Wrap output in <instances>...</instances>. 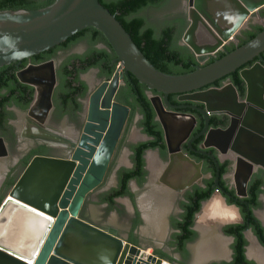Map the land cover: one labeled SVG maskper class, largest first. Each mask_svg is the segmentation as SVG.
<instances>
[{"label": "water", "instance_id": "obj_1", "mask_svg": "<svg viewBox=\"0 0 264 264\" xmlns=\"http://www.w3.org/2000/svg\"><path fill=\"white\" fill-rule=\"evenodd\" d=\"M262 8L264 0H187L188 27L182 42L204 64L210 56L216 55L234 41L253 21V15ZM89 27L104 34L117 56L118 67L112 79L101 84L91 94L85 123L75 141L70 142L45 128L53 110L52 97L58 83L57 61L30 63L17 72L20 82L35 88L34 100L26 113V119L39 131L63 140L69 152L66 157L34 156L9 190L0 205V264H104L102 256L107 259V264H178L158 254H149L146 248L130 244L128 236L120 235L115 228L100 227L81 217L87 196L105 178L129 112L127 107L113 102L121 85L120 71L123 69L129 80L132 75L150 90L163 94V98H150L157 115L153 98L159 99L163 110L169 114L186 116L173 110L187 107L195 109L204 116L205 126L201 134L207 132L208 137L213 131H228L237 119L242 118V124L233 128L235 132L226 150L221 151L219 145L213 142L223 153L231 148L235 154L234 170L240 163L249 169L244 192L240 193L236 186L239 196L247 195V185L253 173L258 168L264 169V154L255 157L237 148L244 135L264 144L263 131L247 126L252 114L264 120V75L257 89L259 102L252 105L249 104V83L245 77L246 72L255 68L264 72V29L211 64L197 66L187 74L168 75L148 61L116 15L104 7L100 0H55L42 9L0 11V68L15 62L21 63ZM255 58L262 63L258 62L241 72L247 86L245 100H239L231 82L221 89L198 91ZM44 65L52 67L53 84L48 92L46 83L40 78L35 76L26 80L21 76L24 72H35ZM227 92L231 93L233 103L239 106L236 114L227 110H214L206 100L200 98V95H222ZM170 94H181L180 100L201 102L205 108L173 105L169 102ZM44 101L47 106L43 108ZM221 113L230 117V125L226 129H209V114ZM161 124L167 139L165 127ZM8 154L7 142L0 136V158ZM211 157L219 167L218 160ZM219 176L218 170L217 188H221ZM215 194L221 196L218 192ZM236 209L235 220L211 219L206 223L225 225L242 222Z\"/></svg>", "mask_w": 264, "mask_h": 264}, {"label": "flooded vegetation", "instance_id": "obj_2", "mask_svg": "<svg viewBox=\"0 0 264 264\" xmlns=\"http://www.w3.org/2000/svg\"><path fill=\"white\" fill-rule=\"evenodd\" d=\"M185 18L187 21V14H185ZM262 21H264V19H262ZM251 25H256L254 22V18L253 21L249 23V25H247L244 30L249 29ZM260 25L264 26V24L262 23H260ZM241 32L239 35H237L236 41L234 40L230 42L226 46V48L221 50L220 52H223L225 55L227 51L230 52L229 47L232 44L235 47L239 46L240 41L238 39V36L241 35ZM179 44L182 46L185 45L183 44L182 40ZM95 47L97 49L106 48L104 44H96ZM92 51H93V47L89 43V41L81 40L78 43L71 46L69 49L65 51H59L58 58H54L51 60L57 61V66H56L57 69V67L60 64H62L64 61H66L69 57L78 56L79 63L81 61L80 59L85 58L86 62L82 64L85 67L91 61L90 54L92 53ZM217 54L210 56L204 62V64L198 61L200 64L199 66L208 65L206 63L209 60H211V57L215 58L214 61L220 59ZM116 58L113 59L111 62V67L113 66L115 68L112 75L110 76L106 75V73L102 74V70L96 67L89 68L87 72L81 75V80H83L87 85V92L85 97L78 98V102L80 103L81 108L77 110L74 114H66L62 117H59V111L53 103V110L50 113L45 125V128L47 130L56 133L65 139H68L70 142H73L77 139L81 127L85 123L86 111L89 106L90 96L101 84H103L106 81H110L112 79L118 67V62H116ZM258 62H260L259 59L255 58L249 61L248 63H246L245 65H243L242 67H240L239 69H237L235 72H238L241 77V72L243 70L252 68ZM262 65H264V63H262ZM235 72H232L229 75L216 80L214 83L206 87H203L198 91L202 92L212 88L221 89L225 87L228 82L232 83L231 75ZM131 77L132 75H130L131 80H129V78L125 74L124 69L120 71L121 85L113 97V102L119 103L127 107L129 109V112L126 117L120 136L118 138V141L116 143L114 153L108 165L105 178L103 182L87 196L85 206L81 213V217L83 218L86 216L93 219V216L95 214V209L99 206H104L103 208L104 211H102V218H101L103 219V221H109V223H111L112 222L111 219H113V221L116 220L117 223L124 225L125 228L122 230L123 233L128 236L129 240L132 239L134 236H137L138 238H140V243L142 245L153 246L154 247L153 252H155V254L162 256L164 259L170 261V257H175V254H178L179 264H190L191 261H193V259L196 258L191 246L198 242L207 241V238L209 236L205 237L204 234H202V228L205 230L206 229L211 230L215 235L217 234L220 237L229 238L233 242V237L225 234L224 228L229 225L238 224L242 226L244 224L245 219L241 211L242 206L247 210L248 214H250V212L252 211L253 215L260 221V223L264 227V220L262 217H260L262 216L261 215L262 213L261 214L259 213L260 210L264 208V199H263L264 193L260 194L259 196L261 207L257 209L254 208L253 210H251V207L247 201L248 185H247L246 196H239L237 194V188L234 182L235 154L233 153L231 148H229V151L225 153L221 152L220 149H218V147H216L213 144L214 142L213 139L207 136V132L205 134H201L205 126L204 116L197 110L191 109L189 107L173 110L176 113L185 114L186 116L192 117L194 122H193V127L188 133L189 136L184 138L179 143L178 145L179 149L176 153H173L174 156L172 157V154L170 152V147L165 136L164 128L150 100L152 96H160L161 98H163V94L158 93L155 90H150L146 85L142 84L141 82L140 84H142L143 86V93L150 100L154 108L155 119L161 125L163 131V137H164V148L163 150L159 148L145 150L143 157L145 159V170L147 172L146 179L142 185H140L137 182V180L134 179L129 182V188L130 191L133 193V197L128 195L116 197L114 199L115 209L112 210H110L107 203L100 202L104 195L110 193L114 188L118 187V183H119L118 176L120 171L123 169H131L133 167L132 156L134 152L132 150V146L152 140L151 137H149L147 134H145L142 131V127L140 126V121L143 119L142 106L144 105L143 104L144 100L141 98V94L138 88L136 87V85L133 83ZM130 84H132L134 88V95L131 96L126 93V91H128L129 87L131 86ZM236 90L239 100L240 101L245 100L247 93L246 83H245L244 93H242V91H240L237 88ZM181 96H182L181 94H170L169 102L173 105L186 104V105H196L198 108H203V109L205 108L204 104L201 102H190V101L180 100ZM129 103H131V106L129 105ZM30 107L27 110L21 109L15 105H11L7 108V110L14 115V117L8 121V124L14 130L12 132H9V135L7 137H3L0 135L7 142L8 151H9L8 156L0 158V165L2 163H6L4 173H1L2 167L0 166V198L7 196L9 190L11 189L8 182L19 175L23 158L27 157L33 150H38L41 152L40 154L37 155L50 156V154H54L57 155L56 157H66L69 152V148L68 146H65V144H63V140L58 138L57 140H49L46 137L43 139V137L34 134L35 132L33 131V129L36 127L26 119V113L27 111L30 110ZM19 113L24 115V117H22V121H23L21 124L22 129H19L18 125H16L15 123L20 119ZM252 116L249 118L250 121H248L247 126L248 124H251L250 126L253 127L255 126V124L258 125L264 123V120L257 118V116H255L254 114H252ZM193 117L195 118V120ZM191 125H192V121L190 127ZM229 125H230V117L227 114L224 113L209 114V129L212 128L226 129ZM134 130L140 131L141 138H138V140L133 139ZM24 140L27 141L25 142L27 144L24 145L23 143L21 147V144L22 142H24ZM189 143H191V145ZM246 147L247 150L249 151V147L247 144V135H246ZM257 147L264 154V147L261 148L259 146ZM150 152L156 155L160 166H162L158 177L159 179L156 181L152 179L151 170L148 165L147 155ZM250 153L254 155L256 154L258 156H262L257 152H250ZM124 156L128 158L129 165H126L125 162L123 161ZM211 156H214L218 160L219 167H217L216 163L214 162ZM186 165L188 166V169L183 168ZM224 168H226L225 172L222 171ZM260 169L264 170L262 168H258V170L255 171L254 173L258 172ZM218 170L220 172L218 182L221 188H217L215 186ZM187 178L188 180H190V182L189 181L187 182L186 180ZM170 179H173L172 181L173 187L172 186L169 187L168 185L165 186L161 185L164 181H170ZM221 180L223 181V184L221 183ZM132 184H135L136 187L139 188V190H133ZM158 185L162 186L163 188L165 187L166 189L164 192H159L157 195H155V197L154 196L151 197L152 198L151 202L153 205H155L156 209L154 213H151V216L149 217V215H147L148 211L144 209L140 204V198L143 195L152 193V190L154 191L156 187H159ZM211 189L213 190L210 194L218 192L219 194H221V196L225 199V201L228 204L234 205L238 208L242 218V222H233L225 225L216 223L215 225H211V224H207L206 222L202 223L200 221L201 216L199 215V211L196 212L194 215L192 229L197 233V237L186 245L187 253L183 255L182 253L177 251L176 249L177 247L174 242V236L179 232V230L175 227V224L181 221L183 218V215L185 213L184 204L187 203L193 204L194 202H197L201 194L205 193L206 191H210ZM207 199L208 198L200 199V207L202 202L207 201ZM129 206L131 207V209L129 208ZM137 213L139 214V218L141 219V224H139V226L136 229H133L135 219L137 218ZM163 214L167 224L168 232L167 235L165 236L167 238L161 240L160 238L162 237V234L165 232V228L163 230L162 225L160 227L159 224L161 216ZM210 220H208V222ZM152 227L153 230L152 233H150L149 230ZM218 230L220 231V234L218 233ZM118 231L119 233H122L120 228H118ZM244 234L248 242L246 246V257L249 260L254 261L256 264L259 263L262 264L254 256H249V248L251 246V240L249 239V235L251 234L256 239L258 246H260L262 249H264V246L261 244V242L259 241V239L251 229H246L244 231ZM231 244L229 247L231 251L230 259H223V258L220 259L215 255L212 256L208 255L209 256V257L207 256L208 260H206L204 264H221L223 262H230L232 260V255H233Z\"/></svg>", "mask_w": 264, "mask_h": 264}, {"label": "trees", "instance_id": "obj_3", "mask_svg": "<svg viewBox=\"0 0 264 264\" xmlns=\"http://www.w3.org/2000/svg\"><path fill=\"white\" fill-rule=\"evenodd\" d=\"M169 0H100L101 4L110 10L112 14L121 22L126 31L132 36L135 43L141 49L148 61L160 72L168 75H183L193 72L199 62L194 53L187 47L179 43L182 36L188 27L185 15H178L171 21L157 26L149 21L144 14L149 10H160L167 5ZM55 0H0V11L2 10H37L45 8L53 4ZM259 15L264 19V8L259 10ZM264 29L263 25H251L249 29L243 30L238 36L240 41L239 46L245 44ZM81 40H88L93 47L90 54L91 61L87 66H83L86 62L85 58L80 59L78 56L69 57L66 61L60 64L56 69L57 87L53 94V103L59 111V117L66 114H74L81 108L78 102L79 97H85L87 92L86 83L81 80V75L88 71L91 67H96L102 70V74L112 75L114 68L111 67V62L116 58V54L111 48L104 34L94 27L86 28L74 36L68 38L65 42L58 44L51 49L40 54L34 55L29 59H24L21 63H11L0 68V135L7 137L9 132L14 129L8 124V121L14 115L7 110L11 105H15L21 109L27 110L34 99L35 88L31 85L24 84L19 81L17 72L25 68L29 63L40 64L51 59L58 58L59 51H65ZM96 44H104L106 48L97 49ZM230 51L236 47L232 44ZM218 57L224 56L223 52H219ZM215 60L211 57L206 64H210ZM132 81L138 88L141 98L144 100L142 106L143 119L140 121L142 131L147 134L152 140H149L138 145H133V167L131 169H123L120 171L118 179V187L114 188L110 193L104 195L101 203H107L110 210L115 209V198L119 196H131L129 182L137 180L142 185L145 182L147 172L145 170V159L143 157L146 149L164 148V137L160 123L155 119V111L150 100L143 93V86L132 76ZM232 83L237 89L244 93L245 82L240 77L238 72L231 75ZM128 95H134L132 84ZM145 88V86H144ZM131 106V103H129ZM135 106V105H133ZM217 125V124H216ZM38 150H33L27 157L23 158L21 163L20 173L17 177L11 179L8 184L10 188L15 184L21 173L30 163L32 158L40 154ZM226 171V168L222 170ZM223 184V181L221 180ZM210 191L199 196L197 202L184 204V215L181 221L175 224L179 230L174 236V242L178 252L185 255L187 253L186 245L197 237V233L192 229L194 215L200 210V199L209 197ZM264 193V170H259L254 173L248 183L247 201L251 207H261L259 200L260 194ZM5 196L0 198V205ZM190 198V197H189ZM193 199V198H191ZM241 211L245 219L244 224L229 225L224 228L225 234L233 237L231 249L233 251L232 260L221 264H256L254 261L246 257V246L248 244L244 231L251 229L257 236L261 244L264 246V227L260 221L250 214L242 206ZM141 224V219L137 213V218L134 222L133 229H136ZM134 239V238H133Z\"/></svg>", "mask_w": 264, "mask_h": 264}, {"label": "bare ground", "instance_id": "obj_4", "mask_svg": "<svg viewBox=\"0 0 264 264\" xmlns=\"http://www.w3.org/2000/svg\"><path fill=\"white\" fill-rule=\"evenodd\" d=\"M264 75V72L258 68L253 69L250 72H246L245 73V77L249 83V104H258L259 100H258V85H259V81L261 79V77ZM21 76L26 79V80H31L32 78H34L35 76L37 78H40V80L44 83H46V91H50L51 86L53 84V79H52V67L50 65H44L42 67H40L39 69H37L35 72L32 73H28V72H24L21 74ZM200 98H203L204 100H206L208 102V104L210 105V108L214 109V110H227V111H231L233 113H237L239 111V106L235 105L232 101V97H231V93L227 92L225 94L222 95H217V94H205V95H200ZM153 102L156 106L157 112H158V118L159 120L163 123L165 130H166V135H167V141L170 147V150L173 153H176L178 151V145L179 143L188 135L189 131L191 130V128L193 127V119L190 116H182V115H174V114H169L166 113L163 108L162 105L159 101V99L157 98H153ZM46 101L43 102V108L46 105ZM162 112V113H161ZM161 113V114H160ZM252 116V115H251ZM250 116V117H251ZM164 119V121L162 120V118ZM191 119L192 121V125L191 127L185 132V129L187 128V126L189 125L190 121L187 120V118ZM253 117V116H252ZM248 121L249 118H248ZM247 121V123H248ZM253 121V119H252ZM242 118L237 119V121L234 122V124L232 125L233 128H235V126H237L238 124H242ZM251 124H248L249 127ZM255 129H259L261 131H263L262 133H264V123L263 124H258L255 126ZM233 128H230L228 131L226 132H221V131H213L211 132L210 136L213 139V141L215 143H217L221 149V151L226 150L228 144L231 142L232 140V135L235 132ZM233 129V130H232ZM33 131L35 132L34 134H37V136L43 137V138H48L49 140H57L56 137H54V135L50 134V133H46V132H41L38 129L34 128ZM185 133V135H184ZM184 135V136H183ZM180 139V137H182ZM180 139V140H179ZM252 137L247 135V144L249 147V151L250 152H257L260 155H263V152H261V150L254 145V143L252 142ZM176 144L173 146V144ZM260 143V147H264V144ZM239 150H243L245 152L250 153L247 150L246 147V135H244L237 147ZM252 154V153H250ZM254 155V154H252ZM255 157H260L258 155H254ZM147 160H148V165L149 168L151 170V174H152V179H156L159 177L160 171H161V167L159 164V161L156 157L155 154H153L152 152L148 153L147 155ZM184 169H188V166H184ZM172 170V169H171ZM188 171V170H187ZM249 169L246 165L240 163L234 172V177H235V185L237 186L238 190L240 193L244 192V185L246 182V179L249 175ZM162 175V174H161ZM161 178V177H160ZM173 179H170V181H166L163 182L161 185H168L169 187L172 186L173 184ZM171 185V186H170ZM159 186V185H158ZM168 187V188H169ZM165 187L163 188L162 186L156 187V189H154V191L152 190V193L147 194L146 197H144V199L141 202V205H143L144 208L148 209L149 206L147 205V202H150L151 204V197L155 195H157L159 192H164L165 191ZM159 196V195H158ZM148 206V207H145ZM263 218L264 220V214H262V216H260ZM202 223H204L202 221ZM206 228V227H205ZM204 230V229H203ZM207 234H210V231L207 232ZM206 234V235H207ZM249 238L252 240L253 244H252V248H255L254 244V237L250 234ZM257 246V245H256ZM251 253L254 255V257H256L262 264H264V252L261 248H259L258 246L251 251Z\"/></svg>", "mask_w": 264, "mask_h": 264}, {"label": "rangeland", "instance_id": "obj_5", "mask_svg": "<svg viewBox=\"0 0 264 264\" xmlns=\"http://www.w3.org/2000/svg\"><path fill=\"white\" fill-rule=\"evenodd\" d=\"M186 9H187V0H169L168 1V3H167V5L165 6V7H163L162 9H160V10H149V11H146L144 14L147 16V18L149 19V21L151 22V23H153V24H155V25H157V26H160V25H162V24H164L165 22H167V21H171V20H173L174 18H176L178 15H181V14H187V12H186ZM253 18H254V22H255V24H260V23H262V24H264V21H262V19L259 17V14H258V12L256 13V14H254L253 15ZM235 41H236V39H235ZM32 106V105H31ZM162 113V112H161ZM19 116H20V119L18 120V121H16L15 123H16V125H18V127H19V129H22L21 128V124H22V117H24V115H22L21 113H19ZM162 118V117H161ZM187 118V117H186ZM24 119V118H23ZM162 120L164 121V119L162 118ZM187 120H189L190 121V123H189V125L187 126V128L185 129V132L187 131V129L190 127V124H191V120L189 119V118H187ZM254 129H255V127H253ZM184 135H185V133H184ZM183 135V136H184ZM183 136L182 137H180V139L181 138H183ZM138 138H141V136H140V131L139 130H134V132H133V139L134 140H138ZM142 138H144V137H142ZM179 139V140H180ZM25 142H27L26 140H24V142H22V144H21V147H22V145H23V143H24V145H26L27 143H25ZM252 142L255 144V145H257V146H259L260 147V143H259V141L258 140H256V139H252ZM175 145V143L173 144V146ZM261 148V147H260ZM123 161L125 162V164L126 165H129V162H128V158L127 157H125L124 156V159H123ZM5 165H6V163H2L0 166L2 167V169H1V173H4V169H5ZM159 178H156L155 179V181L156 180H158ZM190 179V178H189ZM187 180V182L189 181L190 182V180H188V178L186 179ZM234 181H235V177H234ZM132 188H133V190H139V188L138 187H136V185L135 184H132ZM147 196V194L146 195H143L141 198H140V204H141V202H142V200L144 199V197H146ZM264 199V198H263ZM124 202H126V201H124ZM148 205H150V202H148ZM141 206V205H140ZM142 207H143V205H142ZM145 207H148V206H145ZM129 208L131 209V207L129 206ZM144 208V207H143ZM144 209H146V208H144ZM155 205H153L152 204V202H151V206H150V208H148V209H146L147 211H151V213H154V211H155ZM97 210V220H99V222H103V219H101L102 218V211H104V209H102V208H100V206H99V208H97L96 209ZM260 214L262 213H264V208H262V210H260V212H259ZM261 214V215H262ZM148 215V214H147ZM99 218V219H98ZM101 219V220H100ZM105 220V219H104ZM112 220V223L114 222L113 221V219H111ZM208 220H210L209 218H207V216H201V219H200V221L202 222H208ZM107 222V221H106ZM116 223V222H115ZM160 227H161V225H162V229L164 230V228H165V232L162 234V237L160 238L161 240H163V239H165V238H167V237H165L166 235H167V230H168V228H167V224H166V221H165V219H164V214L161 216V219H160ZM117 225H118V228H120L121 229V231H122V233H123V230L122 229H124L125 227H124V225H122V224H120V223H117ZM220 228V227H219ZM152 230H153V227L149 230L150 231V233H152ZM210 231V234L208 235L207 234V232H209ZM218 233L220 234V231L218 230ZM202 234H204V236L205 237H207V236H209V237H211V239L212 240H216V245L218 246L219 244H220V242L221 241H219L220 240V236H218L217 234L215 235L211 230H203V228H202ZM207 234V235H206ZM208 237V238H209ZM207 238V239H208ZM250 239V238H249ZM251 240V239H250ZM222 243V242H221ZM225 247V249L227 248V246L225 245L224 246ZM191 248H192V250H193V252H194V254H195V256H196V258L195 259H193V261H191V263L190 264H204L205 263V261L206 260H208V258H207V255H205L208 251H207V249H209V245H208V242L207 241H205V242H198V243H195L194 245H192L191 246ZM254 250V249H253ZM205 255V256H204ZM175 256H178V254H175ZM256 258V257H255Z\"/></svg>", "mask_w": 264, "mask_h": 264}, {"label": "crops", "instance_id": "obj_6", "mask_svg": "<svg viewBox=\"0 0 264 264\" xmlns=\"http://www.w3.org/2000/svg\"><path fill=\"white\" fill-rule=\"evenodd\" d=\"M50 156H57V155H54V154H50ZM149 206V208H150V206H151V204L150 205H148ZM97 208H99V207H97ZM96 208V209H97ZM100 208H104V206H100ZM95 209V214H94V216H93V219L92 218H89V217H83L84 219H86V220H89L90 222H92V223H94L95 225H97V226H100V227H106V228H109V227H111V228H115L117 231H118V225H117V221L115 220L112 224L111 223H109V221H103V222H99V220H97L96 218H97V210ZM148 215H149V217L151 216V211L149 210L148 211ZM99 219V218H98ZM101 220V219H100ZM116 222V223H115ZM118 233H119V231H118ZM120 235H126V234H124V233H119ZM134 238V239H133ZM132 239H128V241H129V243L130 244H135V245H137V246H139V247H142V248H146L147 249V253H149V254H153V253H155V252H153V249H154V247L153 246H144V245H142L141 243H140V238H138L137 236H134ZM219 241H221L220 242V244L217 246L216 245V240H212L211 239V237H209L208 239H207V242H208V245H209V249L207 250L208 252L205 254V255H209V256H212V255H215V256H217L218 258H223V259H230L231 258V251H230V249H229V247H230V244H231V239H229V238H225V237H220V240ZM252 244H253V242H252V240H251V246H250V248H249V256H254L252 253H251V251H253V248H252ZM254 244H256L257 246H258V243H257V241H256V239H254ZM227 246V248L225 249V247L224 246ZM255 245V248L257 247ZM259 248H261L260 246H258ZM254 248V249H255ZM262 249V248H261ZM263 250V252H264V249H262ZM156 252H157V250H156ZM204 255V256H205ZM208 256V257H209ZM170 261L171 262H176V263H178L179 262V260H178V256H175V257H170ZM179 264V263H178Z\"/></svg>", "mask_w": 264, "mask_h": 264}, {"label": "clouds", "instance_id": "obj_7", "mask_svg": "<svg viewBox=\"0 0 264 264\" xmlns=\"http://www.w3.org/2000/svg\"><path fill=\"white\" fill-rule=\"evenodd\" d=\"M200 216H207L209 219H235L237 215V209L234 205L228 204L223 197L212 193L209 195L207 201L202 202L200 210ZM104 264H107V259L101 257Z\"/></svg>", "mask_w": 264, "mask_h": 264}]
</instances>
